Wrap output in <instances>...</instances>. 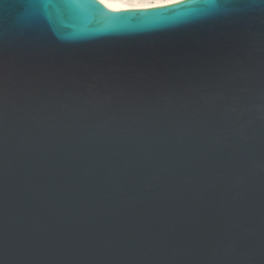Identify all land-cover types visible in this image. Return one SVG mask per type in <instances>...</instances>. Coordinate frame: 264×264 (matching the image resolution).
Here are the masks:
<instances>
[{
  "label": "water",
  "instance_id": "95a60500",
  "mask_svg": "<svg viewBox=\"0 0 264 264\" xmlns=\"http://www.w3.org/2000/svg\"><path fill=\"white\" fill-rule=\"evenodd\" d=\"M0 0V264H264V0Z\"/></svg>",
  "mask_w": 264,
  "mask_h": 264
},
{
  "label": "bare ground",
  "instance_id": "6f19581e",
  "mask_svg": "<svg viewBox=\"0 0 264 264\" xmlns=\"http://www.w3.org/2000/svg\"><path fill=\"white\" fill-rule=\"evenodd\" d=\"M111 9H127V8H146L159 5H166L181 0H156L155 4H149L147 0H100ZM149 1V0H148Z\"/></svg>",
  "mask_w": 264,
  "mask_h": 264
},
{
  "label": "rangeland",
  "instance_id": "374dc122",
  "mask_svg": "<svg viewBox=\"0 0 264 264\" xmlns=\"http://www.w3.org/2000/svg\"><path fill=\"white\" fill-rule=\"evenodd\" d=\"M166 0H162V2H165ZM147 2H149V4H155L156 3V0H147Z\"/></svg>",
  "mask_w": 264,
  "mask_h": 264
},
{
  "label": "snow or ice",
  "instance_id": "6c2138e0",
  "mask_svg": "<svg viewBox=\"0 0 264 264\" xmlns=\"http://www.w3.org/2000/svg\"><path fill=\"white\" fill-rule=\"evenodd\" d=\"M125 10H147V9H125Z\"/></svg>",
  "mask_w": 264,
  "mask_h": 264
}]
</instances>
